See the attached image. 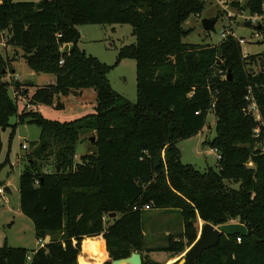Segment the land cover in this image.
<instances>
[{"label": "trees", "instance_id": "obj_1", "mask_svg": "<svg viewBox=\"0 0 264 264\" xmlns=\"http://www.w3.org/2000/svg\"><path fill=\"white\" fill-rule=\"evenodd\" d=\"M202 6L200 0H0V32H7L8 44L21 50L33 73L52 77L36 89L29 105L86 88L96 94L95 112L71 122L50 121L25 108L18 115L3 80L6 61L0 60V157L5 130H11L10 138L24 123L40 131L18 178L20 213L32 222L35 239L44 242L32 251V264H100L101 254L110 264L133 251L174 258L195 241L198 221L214 227L241 224L247 235H221L197 264H264V154L252 138L256 123L242 111L250 89L264 122V70H248L241 46L231 37L213 46L183 43L192 32L184 23ZM263 7L264 0L245 6L259 16ZM82 25H128L135 41L106 65L79 48ZM122 60L135 62L134 103L107 79ZM219 70L230 73L231 80H221ZM26 86L15 82V97H24ZM209 112L215 137L205 143L221 159L216 169L200 172L181 163L177 143L200 132ZM82 131L95 135V153L76 162ZM8 162L7 156L0 161V171ZM147 209L178 211L186 244L168 234L164 246H146L142 219ZM112 213L119 218H109ZM104 218L111 224L104 227ZM85 239L98 240V246H83ZM28 253L4 245L0 264H25ZM141 258L142 264H159Z\"/></svg>", "mask_w": 264, "mask_h": 264}, {"label": "rangeland", "instance_id": "obj_2", "mask_svg": "<svg viewBox=\"0 0 264 264\" xmlns=\"http://www.w3.org/2000/svg\"><path fill=\"white\" fill-rule=\"evenodd\" d=\"M12 1L14 3L38 2V0ZM200 1L203 4L200 14L190 16L183 25L185 29L192 30L183 39V43L213 46L223 40L220 37L221 34H234L237 38L247 41L246 44L241 46L242 57L247 63V69H252L254 72L264 70V43L254 42L252 28L245 21V16L249 14L245 6L249 0ZM213 18L217 19L214 31L205 32L201 27V20ZM77 29L80 34L79 48L86 55H91L106 65H113L115 63L118 49L130 45L135 41L131 35L132 29L128 25H82ZM20 53L14 51L12 46L8 44L7 32H0V60L6 61L5 77L3 80L9 84L8 90L11 98L16 100L18 115L23 112L25 103L29 104L32 101L36 89L45 85L52 78L51 76L33 73L21 60ZM253 62L255 63L254 65ZM259 65H262V67ZM12 69L15 72L10 74ZM218 74L221 80H225L227 77L226 73L222 70H219ZM107 79L111 88L117 94L130 103L135 102L136 75L135 62L133 60H122L110 70ZM15 82L27 85L24 97L21 96V93H18V96L15 97ZM74 92L66 96H60L58 99L54 97L51 103L30 105L31 107L26 110L37 111L44 119L59 123L71 122L85 115L93 114L96 107V94L94 90L86 88L80 92H76V95L73 94ZM10 123H16V118H11ZM10 133V129L2 133L3 152L0 161L4 162L7 156L9 162L0 171V187H7L12 195L7 194L5 196L6 203L0 198V247L4 245L8 247L22 246L30 254L32 251H35L34 249L38 247V244L33 234L32 222L24 217L19 210L18 178L22 172L21 167L23 168L27 163L26 151H23L21 147L23 145L28 146L31 141L37 140L40 131L35 125L24 123L15 128L11 138ZM92 137L95 138V135L91 132H81L76 147V162L80 161V156L82 155L95 153V147L90 141ZM214 137L215 118L209 112L206 117V125L200 132L177 143L181 163L191 165L200 172H204L208 168L216 169V153L214 149L205 143L211 141ZM51 163L52 160L50 161ZM9 165L15 166V168L11 169ZM44 169L48 171L50 168L46 167ZM229 185L235 189L238 187L236 184ZM118 218L119 216H116L114 219ZM110 220L109 218L103 219L104 227L111 224L112 221ZM201 224L202 222L198 221L195 225L198 232ZM142 230L146 236L145 244L148 247L164 246L168 234L171 235L173 241L183 243V245L186 244L185 238L180 235L182 233V221L178 211L162 212L147 209L143 214ZM57 238L58 235L55 236V239ZM84 243L85 246L95 247L96 244L98 246V240L85 239L83 246ZM184 253L174 258H171L166 253H142L140 255L159 264H173V262L182 258ZM81 255H83L82 252H80L78 257ZM100 264H104V261L102 262V254Z\"/></svg>", "mask_w": 264, "mask_h": 264}, {"label": "water", "instance_id": "obj_3", "mask_svg": "<svg viewBox=\"0 0 264 264\" xmlns=\"http://www.w3.org/2000/svg\"><path fill=\"white\" fill-rule=\"evenodd\" d=\"M217 22L216 18L213 19H202L200 24L202 29L205 32H213L214 25ZM68 46H65L64 52L68 50ZM228 81L231 80L230 73L227 74ZM76 95V92L73 93ZM95 138H91L90 141L93 143ZM39 141H31L28 145V152H31L37 145ZM261 150L260 147H258ZM6 192H9L8 189L5 188ZM109 218H115V213L109 215ZM221 235L225 236H246L247 230L241 224H229L222 225L220 227H214L209 223H203L199 226V232L196 236L195 241L190 245V247L185 251L182 258L173 262V264H197V260L201 257V255L215 247ZM110 264H142L141 255L137 252H131L127 258L112 260L109 262Z\"/></svg>", "mask_w": 264, "mask_h": 264}, {"label": "built area", "instance_id": "obj_4", "mask_svg": "<svg viewBox=\"0 0 264 264\" xmlns=\"http://www.w3.org/2000/svg\"><path fill=\"white\" fill-rule=\"evenodd\" d=\"M245 21L252 28V32H253L252 35H253L254 42L255 43L256 42L257 43L258 42L264 43V15L259 16V15L248 14L245 16ZM220 37L223 40H225L227 37H231V38L235 39L237 41L238 45H240V46L247 43V41H244L243 39L237 38L234 34H229V33L228 34H221ZM61 63L62 62H60V64ZM244 100L246 102V106L242 109V111L245 115H248L251 118H253L254 122L256 123V126L252 130V138L255 140V144L257 145V148L260 147L261 148L260 151L264 154V131H262V129H264V122L261 119L259 108H258L255 100L251 96V90L250 89L247 90V94L245 95ZM30 107L31 106L29 104L25 103V107H24L25 109H29ZM21 149L23 151H27L28 146L23 145L21 147ZM214 151L216 153V159L220 160L221 156H220L219 152L216 149H214ZM75 158H76V156H75ZM7 194L8 193L5 191V188L0 187V198H2L3 202H5V203L7 202V200L5 199V196ZM236 241L240 242V239L237 238ZM36 242L38 244L37 245L38 248H41L44 245V242L40 239L36 240ZM33 254H34V252L26 255L25 264H32Z\"/></svg>", "mask_w": 264, "mask_h": 264}, {"label": "crops", "instance_id": "obj_5", "mask_svg": "<svg viewBox=\"0 0 264 264\" xmlns=\"http://www.w3.org/2000/svg\"><path fill=\"white\" fill-rule=\"evenodd\" d=\"M13 48V47H12ZM14 49V51H18L19 53H20V49H15V48H13ZM21 54V53H20ZM15 71L12 69L11 70V73L10 74H13ZM210 129V128H209ZM1 140H2V134H1ZM37 140H38V138H37ZM2 152H3V141H2ZM2 152H1V154H2ZM76 159V158H75ZM9 167L11 168V169H13V168H15V166H12V165H9ZM21 169H22V167H21ZM21 174V173H20ZM20 176V175H19ZM4 188H6V189H8L7 187H4ZM8 191L9 192H7L9 195H12L11 194V192H10V190L8 189ZM33 234H34V231H33ZM20 247H22V246H20ZM22 248H24V249H26L25 247H22ZM36 249H38V247L37 248H35L34 250H36ZM27 250V249H26Z\"/></svg>", "mask_w": 264, "mask_h": 264}, {"label": "bare ground", "instance_id": "obj_6", "mask_svg": "<svg viewBox=\"0 0 264 264\" xmlns=\"http://www.w3.org/2000/svg\"><path fill=\"white\" fill-rule=\"evenodd\" d=\"M84 246H85V243H84ZM96 246V245H95ZM86 247H93V246H86Z\"/></svg>", "mask_w": 264, "mask_h": 264}]
</instances>
